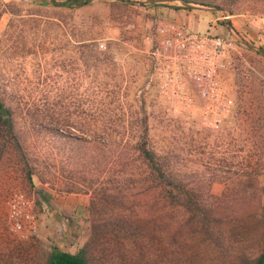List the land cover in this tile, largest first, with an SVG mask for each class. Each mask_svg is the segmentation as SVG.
Returning <instances> with one entry per match:
<instances>
[{"label": "rangeland", "instance_id": "374dc122", "mask_svg": "<svg viewBox=\"0 0 264 264\" xmlns=\"http://www.w3.org/2000/svg\"><path fill=\"white\" fill-rule=\"evenodd\" d=\"M190 1L69 9L0 0V99L33 173L31 183L15 146L1 154L0 264H45L53 247L75 253L86 245L92 264H240L260 254L264 35L255 21L264 0ZM183 10L213 15L228 31L232 21L246 38L227 61L223 85L234 106L219 122L193 96L175 103L154 77L158 26ZM143 140L183 184L179 204L145 181ZM15 192L38 221L25 240L10 231L6 201ZM120 215L141 231L118 232Z\"/></svg>", "mask_w": 264, "mask_h": 264}, {"label": "built area", "instance_id": "2783aa9c", "mask_svg": "<svg viewBox=\"0 0 264 264\" xmlns=\"http://www.w3.org/2000/svg\"><path fill=\"white\" fill-rule=\"evenodd\" d=\"M230 16L225 17L230 20ZM264 35V16L256 21ZM156 46L149 55L153 70L164 93L175 103L187 104L193 96L201 102L206 117L215 122L227 117L234 106L223 85L228 59L237 49L238 41L246 40L229 22L227 37L195 33L176 22H162L157 29ZM10 231L20 239L38 232V221L32 204L15 192L6 201Z\"/></svg>", "mask_w": 264, "mask_h": 264}, {"label": "trees", "instance_id": "16d2710c", "mask_svg": "<svg viewBox=\"0 0 264 264\" xmlns=\"http://www.w3.org/2000/svg\"><path fill=\"white\" fill-rule=\"evenodd\" d=\"M57 0H51V3L55 6H62L69 9H81L90 6L93 2L97 0H66L64 3H56ZM162 3L179 1L183 4H190V0H158ZM125 3L131 4L130 1H124ZM5 108V103L0 99V157L2 153L8 148L15 146L19 149L22 159V164L26 169V176L28 180L32 183V168L30 160L27 154L24 152L23 143L21 137L17 132V126L13 119V114L8 110L10 117L9 119H3L1 115V110ZM87 138V137H86ZM144 139V138H143ZM137 154L139 159L145 165L146 172L148 176L145 181L148 183H155L156 188L168 189L169 192L174 197L172 202L174 204H179L182 201V196L186 192L184 186L179 181L172 179L167 176L165 171V164L162 159L157 156V154L152 151L145 140L138 146ZM192 202L191 200H189ZM107 200L103 201L104 205L107 204ZM118 227L121 233L125 234L127 237L135 235L137 232L141 231L138 226H134V222L131 218H127L125 215H120L119 220L116 219ZM262 226L264 230V208L262 214ZM127 259V258H126ZM125 259V260H126ZM93 260L89 252V246H83L79 248L75 253H71L60 249L58 247H53L52 251L47 255L45 259V264H92ZM240 264H264V236L262 241L261 252L257 257L251 256H241L239 257Z\"/></svg>", "mask_w": 264, "mask_h": 264}, {"label": "crops", "instance_id": "0c3cea01", "mask_svg": "<svg viewBox=\"0 0 264 264\" xmlns=\"http://www.w3.org/2000/svg\"><path fill=\"white\" fill-rule=\"evenodd\" d=\"M170 16L171 18H175L177 23L185 25L190 31L195 33L203 34L208 32L214 36H218V34H229V31L226 28L222 26L218 27L215 22L218 19H215L213 15L212 17L207 16L199 10H194L193 12L183 10L180 11L179 14L175 13V15L171 14Z\"/></svg>", "mask_w": 264, "mask_h": 264}, {"label": "water", "instance_id": "95a60500", "mask_svg": "<svg viewBox=\"0 0 264 264\" xmlns=\"http://www.w3.org/2000/svg\"><path fill=\"white\" fill-rule=\"evenodd\" d=\"M1 115H2L3 119H9V117H10V114L6 108H3L1 110Z\"/></svg>", "mask_w": 264, "mask_h": 264}]
</instances>
